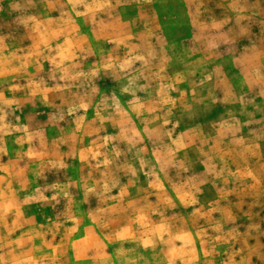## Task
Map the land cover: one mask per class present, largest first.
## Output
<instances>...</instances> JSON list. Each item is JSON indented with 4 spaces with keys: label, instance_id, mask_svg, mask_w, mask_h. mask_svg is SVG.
Masks as SVG:
<instances>
[{
    "label": "clouds",
    "instance_id": "9594fccd",
    "mask_svg": "<svg viewBox=\"0 0 264 264\" xmlns=\"http://www.w3.org/2000/svg\"><path fill=\"white\" fill-rule=\"evenodd\" d=\"M0 264H264V0H0Z\"/></svg>",
    "mask_w": 264,
    "mask_h": 264
}]
</instances>
